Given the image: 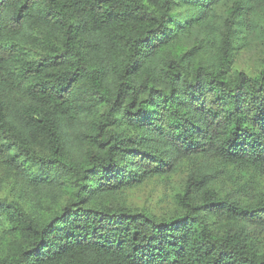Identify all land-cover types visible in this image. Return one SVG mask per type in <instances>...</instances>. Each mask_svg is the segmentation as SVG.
<instances>
[{"label": "trees", "instance_id": "16d2710c", "mask_svg": "<svg viewBox=\"0 0 264 264\" xmlns=\"http://www.w3.org/2000/svg\"><path fill=\"white\" fill-rule=\"evenodd\" d=\"M0 264H264V0H0Z\"/></svg>", "mask_w": 264, "mask_h": 264}, {"label": "rangeland", "instance_id": "374dc122", "mask_svg": "<svg viewBox=\"0 0 264 264\" xmlns=\"http://www.w3.org/2000/svg\"><path fill=\"white\" fill-rule=\"evenodd\" d=\"M238 65L245 70H251L258 64L256 50H247L238 58ZM184 175L178 174L165 180L154 179L143 187L131 192L130 200L136 206H143L156 213H163L173 207V196L181 189Z\"/></svg>", "mask_w": 264, "mask_h": 264}]
</instances>
